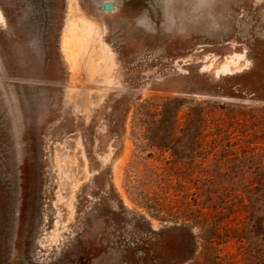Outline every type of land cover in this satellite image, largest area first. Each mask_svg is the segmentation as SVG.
<instances>
[{"label":"rangeland","instance_id":"1","mask_svg":"<svg viewBox=\"0 0 264 264\" xmlns=\"http://www.w3.org/2000/svg\"><path fill=\"white\" fill-rule=\"evenodd\" d=\"M263 217L264 0H0V264H152L176 226L264 264Z\"/></svg>","mask_w":264,"mask_h":264},{"label":"trees","instance_id":"2","mask_svg":"<svg viewBox=\"0 0 264 264\" xmlns=\"http://www.w3.org/2000/svg\"><path fill=\"white\" fill-rule=\"evenodd\" d=\"M140 237L142 239L138 240L136 248L140 246L144 250L142 261L149 260L152 264H185L193 258L196 251V236L187 226L163 228L158 231L148 227L147 233L140 234ZM158 248H161L163 254L156 256L148 254L149 251Z\"/></svg>","mask_w":264,"mask_h":264},{"label":"water","instance_id":"3","mask_svg":"<svg viewBox=\"0 0 264 264\" xmlns=\"http://www.w3.org/2000/svg\"><path fill=\"white\" fill-rule=\"evenodd\" d=\"M115 9L114 3L112 1H106L103 3V5L98 6V10L100 12H103L105 10L107 11H113Z\"/></svg>","mask_w":264,"mask_h":264}]
</instances>
